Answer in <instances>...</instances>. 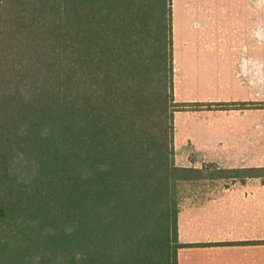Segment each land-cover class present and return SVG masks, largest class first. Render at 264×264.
Returning <instances> with one entry per match:
<instances>
[{"label": "trees", "instance_id": "1", "mask_svg": "<svg viewBox=\"0 0 264 264\" xmlns=\"http://www.w3.org/2000/svg\"><path fill=\"white\" fill-rule=\"evenodd\" d=\"M216 105L175 102L171 0H0V264H178L185 185L264 179L174 164Z\"/></svg>", "mask_w": 264, "mask_h": 264}, {"label": "rangeland", "instance_id": "2", "mask_svg": "<svg viewBox=\"0 0 264 264\" xmlns=\"http://www.w3.org/2000/svg\"><path fill=\"white\" fill-rule=\"evenodd\" d=\"M175 36V102L217 105L206 110L186 106L174 113V164L264 167V86L250 70L262 67L264 56H243L238 62L231 45L247 41ZM243 102L249 104L240 106ZM178 233L181 243L199 244L178 250V264H264V179L185 185Z\"/></svg>", "mask_w": 264, "mask_h": 264}, {"label": "crops", "instance_id": "3", "mask_svg": "<svg viewBox=\"0 0 264 264\" xmlns=\"http://www.w3.org/2000/svg\"><path fill=\"white\" fill-rule=\"evenodd\" d=\"M171 14L174 62L177 61L176 32L185 41L190 38L247 41L241 42L239 47L231 45L232 57H239L238 62L243 56H264V0H172ZM240 49L242 51H238ZM229 65L234 80L235 68L231 60ZM250 70H254L253 75L264 86V62L262 67ZM212 85L222 84L208 83L202 86Z\"/></svg>", "mask_w": 264, "mask_h": 264}]
</instances>
